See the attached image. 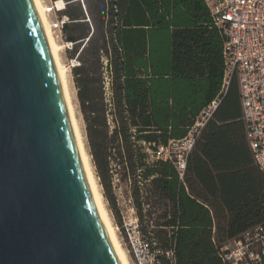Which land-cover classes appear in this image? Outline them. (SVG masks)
<instances>
[{"label": "trees", "instance_id": "16d2710c", "mask_svg": "<svg viewBox=\"0 0 264 264\" xmlns=\"http://www.w3.org/2000/svg\"><path fill=\"white\" fill-rule=\"evenodd\" d=\"M64 1L63 32L74 43L71 58L80 50L72 73L105 197L113 161L139 171L154 197L169 204L154 232L162 249L174 250L175 264H223L220 246L264 223V172L247 145L236 79L197 138L182 180L171 162L149 161L145 150L156 155L185 138L220 95L224 39L207 6L84 0L86 15L79 1ZM161 264L171 262L162 257Z\"/></svg>", "mask_w": 264, "mask_h": 264}, {"label": "water", "instance_id": "95a60500", "mask_svg": "<svg viewBox=\"0 0 264 264\" xmlns=\"http://www.w3.org/2000/svg\"><path fill=\"white\" fill-rule=\"evenodd\" d=\"M0 264H121L33 0H0Z\"/></svg>", "mask_w": 264, "mask_h": 264}, {"label": "built area", "instance_id": "2783aa9c", "mask_svg": "<svg viewBox=\"0 0 264 264\" xmlns=\"http://www.w3.org/2000/svg\"><path fill=\"white\" fill-rule=\"evenodd\" d=\"M76 1L81 3L86 13L84 0ZM202 1L210 12L214 26L224 39L221 92L201 111L185 138L170 140L167 146H160L156 154L163 153L158 159L171 162L182 180L197 138L220 105L231 82L236 79L247 145L254 164L264 172V0ZM44 2L57 39L64 43L65 51H72L74 43L65 41L63 32L64 25L69 21L63 14L67 2ZM59 3L62 5L59 6ZM86 20L90 23L88 17ZM79 52L69 60L68 67L71 70L80 65L77 59ZM104 63L106 65L107 60ZM104 89L109 97L111 92L108 72H105ZM123 228L134 264H161L162 257L175 264L174 250L162 249L150 232L144 233L137 217L125 222ZM219 257L223 264H264V223L224 242L219 248Z\"/></svg>", "mask_w": 264, "mask_h": 264}, {"label": "rangeland", "instance_id": "374dc122", "mask_svg": "<svg viewBox=\"0 0 264 264\" xmlns=\"http://www.w3.org/2000/svg\"><path fill=\"white\" fill-rule=\"evenodd\" d=\"M58 43L61 45L64 43L57 39ZM72 57V53L65 51V48L61 52V58L63 64L69 70V81L70 88L73 98V104L75 108V114L81 129L82 135L84 137L88 152L91 156L92 165L94 172L100 185L102 195L104 197L105 206L110 214L112 222L116 228L118 237L127 252L131 264H134L132 254L128 251V244L126 241V236L124 232L123 225L125 222H128L132 218L137 217L139 220L140 228L143 232L151 233L157 240L155 232L157 229H160V224L163 223L164 212L169 211L168 206L166 207V202L161 199H157L150 192L149 184L141 178V173H132L126 168V164L121 161H113L111 164V190L108 194V197L104 195V188L101 185L100 178L97 175L96 168L93 162V157L91 155L90 146L87 137L86 124L83 118V115L80 110L79 101L77 98V88L74 82V77L72 70L68 67L69 60ZM149 154V161L158 159V156H163V153L160 155L145 149ZM164 203L166 205H164ZM134 210V212H133Z\"/></svg>", "mask_w": 264, "mask_h": 264}, {"label": "bare ground", "instance_id": "6f19581e", "mask_svg": "<svg viewBox=\"0 0 264 264\" xmlns=\"http://www.w3.org/2000/svg\"><path fill=\"white\" fill-rule=\"evenodd\" d=\"M37 19L41 28V32L51 59L61 100L68 117L74 145L81 162L84 174L86 176L89 188L91 190L94 202L99 211L103 224L106 228L108 236L111 240L113 248L121 264H131L126 250L124 249L116 228L112 222L110 214L105 206L104 197L102 195L100 185L98 184L94 168L91 161V156L88 152L84 137L82 135L79 123L75 114L73 98L69 81V70L63 64L61 52L65 45H61L57 41V37L52 29L51 20L46 13V5L44 0H33ZM62 4L59 3V6Z\"/></svg>", "mask_w": 264, "mask_h": 264}, {"label": "crops", "instance_id": "0c3cea01", "mask_svg": "<svg viewBox=\"0 0 264 264\" xmlns=\"http://www.w3.org/2000/svg\"><path fill=\"white\" fill-rule=\"evenodd\" d=\"M69 52V51H68Z\"/></svg>", "mask_w": 264, "mask_h": 264}]
</instances>
